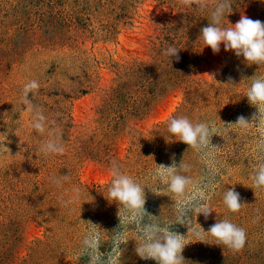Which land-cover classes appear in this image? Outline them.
<instances>
[{"label": "rangeland", "instance_id": "374dc122", "mask_svg": "<svg viewBox=\"0 0 264 264\" xmlns=\"http://www.w3.org/2000/svg\"><path fill=\"white\" fill-rule=\"evenodd\" d=\"M231 3L225 26L241 15L264 23V0ZM207 4L201 10L179 0H0V264H87L78 250L92 224L103 230L100 251H110L113 231L122 230L118 204L107 192L114 159L149 187L156 165L173 160L191 164L182 174L206 177L199 156L168 132L174 116L219 130L211 137L218 169L208 193L213 211L207 219L193 215L194 227L208 231L229 219L247 234L239 252L210 235L205 242L189 236L186 264H264V192L252 189L250 178L260 131L227 125L240 116L251 121L257 112L244 94L264 67L247 64L223 44L217 54L203 47L201 29L215 0ZM170 45L179 48L178 60L165 55ZM31 80L40 87L28 99L47 118L42 134L30 127L32 114L21 100ZM49 133L63 153L38 151ZM51 177L66 179L56 186ZM233 188L245 205L239 213L223 204ZM144 191L148 214L161 222L175 218V197ZM169 230L186 237L188 226ZM127 240L121 264H157L136 254L134 228Z\"/></svg>", "mask_w": 264, "mask_h": 264}, {"label": "clouds", "instance_id": "9594fccd", "mask_svg": "<svg viewBox=\"0 0 264 264\" xmlns=\"http://www.w3.org/2000/svg\"><path fill=\"white\" fill-rule=\"evenodd\" d=\"M179 3L184 7L196 5L201 10L208 7L207 0H179ZM231 12V0H215V5L210 11V22L201 29L203 47H210L212 52L217 54L223 44L225 51H233L237 57H243L247 64L264 67V23L241 15L235 25L227 20L225 26L224 21ZM178 51L179 48L170 45L166 48L165 55L168 59L175 57L178 60ZM250 80L244 96L257 112L253 114L251 121L240 116L235 123L227 125L239 130H247L250 126L259 129L260 136L253 141V151L257 153L258 158L250 178L252 189L264 192V75H254ZM39 87L36 80L27 82L23 86L21 100L32 114L30 127L42 134L46 130L47 118L28 99L29 94L34 95ZM167 130L175 140L183 142L199 156L200 161L207 167L208 175L194 180L191 176L182 174L191 171V164L183 159L177 166L173 160L170 166L156 165L150 172L155 183L149 187L123 172L120 163L112 160L109 166L112 179L107 192L110 200L118 204L119 227L122 230L113 231L111 250L101 252L103 230L91 223L92 227L84 234L78 250L79 256L87 257V264H121L120 245L127 243L128 233L133 228L139 236L136 254L143 260L151 259L157 264H186L182 252L188 244L185 241L189 236L196 242H205L206 236L210 235L216 245H223L233 252H239L245 247V229L229 219L218 220L208 231H204L199 224V228H196L192 223L193 215L196 217L203 214L207 219L213 211L208 204V193L215 188L214 181L218 169L217 153L214 151L216 147L212 146L211 137L214 134L219 135L218 128L214 123H193L186 116H174L167 121ZM38 151L44 156H50L63 153L65 147L58 137L49 133V139L41 143ZM62 179L66 178L51 177L50 182L60 186ZM158 185L163 187L158 188ZM145 187L157 195L167 192L175 197L176 211L173 220L161 222L160 217L147 213ZM76 192L78 196L79 189ZM223 204L231 213H239L245 206L234 188L224 192ZM175 224L188 226L186 237L169 230Z\"/></svg>", "mask_w": 264, "mask_h": 264}]
</instances>
